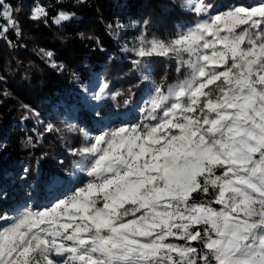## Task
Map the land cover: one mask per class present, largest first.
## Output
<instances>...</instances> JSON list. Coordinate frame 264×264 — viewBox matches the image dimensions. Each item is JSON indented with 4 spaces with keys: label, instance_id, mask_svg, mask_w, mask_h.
<instances>
[{
    "label": "snow or ice",
    "instance_id": "snow-or-ice-1",
    "mask_svg": "<svg viewBox=\"0 0 264 264\" xmlns=\"http://www.w3.org/2000/svg\"><path fill=\"white\" fill-rule=\"evenodd\" d=\"M189 6L207 18L167 42L142 40L133 61L174 56L189 74L155 88L141 124L71 150L83 186L51 208L0 215V264H264V5ZM16 11L0 0V38L19 32Z\"/></svg>",
    "mask_w": 264,
    "mask_h": 264
},
{
    "label": "trees",
    "instance_id": "trees-1",
    "mask_svg": "<svg viewBox=\"0 0 264 264\" xmlns=\"http://www.w3.org/2000/svg\"><path fill=\"white\" fill-rule=\"evenodd\" d=\"M183 1L4 0L18 10L14 19L19 32L10 30L0 38V215L16 214L31 196L42 202L50 177L67 181L79 158L71 150L85 144L84 130L96 131L102 114L134 101L148 79L165 89L189 74L174 56L137 66L136 53L124 50L131 33L145 41L173 38L179 24L196 16ZM256 1L204 3L227 8ZM38 7L47 15L33 19ZM62 13L69 19L56 23ZM94 73L108 88L107 96L91 106L79 90ZM27 179L35 181L37 192ZM66 193H52L50 199ZM206 199L211 197H198Z\"/></svg>",
    "mask_w": 264,
    "mask_h": 264
},
{
    "label": "rangeland",
    "instance_id": "rangeland-1",
    "mask_svg": "<svg viewBox=\"0 0 264 264\" xmlns=\"http://www.w3.org/2000/svg\"><path fill=\"white\" fill-rule=\"evenodd\" d=\"M206 4V3H205ZM183 5L187 9H191L189 6V0H184ZM261 5H264V0H258L255 3H249V4H237V5H231L227 8H219L218 6H211V14L216 15L219 13H224L229 10L234 9L235 7H245L246 9H254L258 8ZM40 8V7H38ZM206 16H195L194 19L189 20L188 22H184L182 24H179L176 29V34L182 31H186L189 27H192L197 23L198 21L202 19H206ZM130 34V36H133L132 39L129 41L124 42V50L127 52H135V49H137L140 46V43L142 41V38L139 36H134ZM174 36V37H175ZM173 37V38H174ZM171 38V39H173ZM170 39V40H171ZM153 40H159V39H152ZM162 41V40H159ZM167 42V41H163ZM186 58V57H185ZM186 77V76H185ZM185 77L179 79L182 80ZM178 80L170 83L168 86L173 85ZM103 85V82L100 79L99 73H94L90 80L84 85L83 89L79 90V92L83 96V101L87 104L94 106L97 100L93 99V94L96 93L99 90V87ZM159 86L157 85L153 80L148 79L147 80V86L144 89V91L134 100L129 101L128 104H124L119 111L116 110H108L105 114H102L97 120H96V131H88V129L84 130V137H85V144L88 143V139H86V136L88 138L95 137L97 135H100L104 131H108L109 129H112L114 127H119L121 125H137L141 124L144 120L143 114L141 112V108L145 106V102L149 99L151 94H154L155 88ZM167 86V87H168ZM165 88V90L167 89ZM107 96V95H106ZM105 96V97H106ZM40 121H43L40 119ZM86 134V135H85ZM84 144V145H85ZM83 145V146H84ZM85 162L82 161L80 158H78L73 165V168L70 172L69 179L65 181L62 177L59 176H53L50 177L49 182L44 185V188L47 190V193L41 195V201L39 203V200L36 197L31 196L28 203L24 206H22L19 211L12 215L16 216L18 213L23 210L24 207L28 205H32L34 208L43 210L45 208H51L53 204L56 203L58 199H63L64 197L70 195L72 192H74L78 187L83 186V184L86 182L87 177L84 176L80 172V168L84 166ZM36 173L38 174V170H36ZM30 186L36 189L37 192V186L35 184V181L32 180H26ZM67 182V183H66ZM67 191L66 194L63 196H56L50 199L52 193H56L59 191ZM4 226L3 222H0V227ZM59 260V264H62V260L60 258H57Z\"/></svg>",
    "mask_w": 264,
    "mask_h": 264
}]
</instances>
